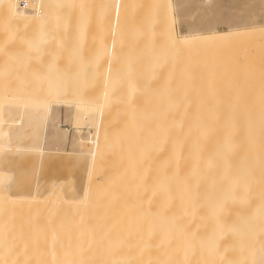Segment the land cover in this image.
I'll use <instances>...</instances> for the list:
<instances>
[{"label": "bare ground", "instance_id": "obj_1", "mask_svg": "<svg viewBox=\"0 0 264 264\" xmlns=\"http://www.w3.org/2000/svg\"><path fill=\"white\" fill-rule=\"evenodd\" d=\"M23 1L24 5L20 6L18 0H0V30L3 32L0 31V34L2 33L0 35V52L4 51L2 52L4 59H8L5 54L6 50H11L14 47L13 50L15 49L16 52L12 51L11 54L9 51L7 52L10 55L12 67L16 66V63L15 66L13 65L12 57L14 58V56L12 54L16 55L17 46H19L18 49H24L26 46L29 51L28 54L33 51V53L40 51V54L48 53L47 56H50L52 52L49 55L47 52L51 51L49 49L65 54V49H70L71 45L70 47H68L69 44L65 45L61 41V39H65L61 37L63 34L60 35L61 32L55 31L57 28L59 30L60 23H62L60 21L63 17L68 16L69 19L70 16H74L70 19L77 23L72 21L73 25H71L78 29H73V31L76 30V33H79V35L77 33L78 37L84 34V40H81L83 39L81 37L79 40V42L84 43L85 38H88V34L87 37L85 36L86 15H88L89 20L94 18L97 21V29H101L99 21L106 23L110 20V10L118 0ZM67 7L68 14L62 16ZM69 13L72 14L69 15ZM3 18L10 23L9 26L12 24L20 30L11 26V30H13L5 32L8 27L1 23L4 21ZM54 19L57 24L60 23L55 24ZM70 19L68 20L69 23L71 22ZM51 20H54L52 21L53 26L49 23ZM122 20L121 15L116 18L113 16L109 26L110 31L106 33L108 39H112L105 41V36L100 43H106L107 47H103L106 50H109L108 47H112L121 52H123L121 49L128 45L126 49L129 53L126 49L124 52L128 56L132 55L131 58L135 57L136 61L135 64H132L133 66L127 65L125 67L127 70H129L128 68L132 70L133 67L134 70L130 73L133 76L122 74L123 76L120 75L121 79L118 80L119 74L117 72L125 71V68H123L124 71H120L119 67L121 66L117 65L121 59L116 60L114 66H118V69L115 72L114 66L111 67L107 59L105 60L106 64L101 62L100 58L96 59L99 52L92 50L96 51L97 54L88 51L93 54L89 57L96 55L95 58L93 57L95 60L89 57L87 59L84 56H80V59L77 56L75 58V60L77 58L82 59L81 61L84 60V82H82L84 85L80 84L79 81V85L67 86L64 77L62 78L65 82L56 83L57 81L53 78L57 76L52 78L53 75H51L49 79L47 64V73L43 69L40 71L42 76L40 73L37 74L38 71L36 73L30 71L33 78L35 75L40 76L35 77L36 80L31 78L35 82V86L31 87V81H28L30 83H27L28 85L22 81L27 80V76H29V70L25 68L31 65L33 70L39 64L42 63L43 65V60L46 61L44 58H47L46 54H42L44 56L42 60V56L39 57L37 54L36 56L42 61L39 63V59L37 58L38 61L35 60L36 56H34V60L39 63L37 66L35 65L36 62L27 65L28 59H32L30 55H28L27 61L25 60L27 63L23 62L24 58L20 60L24 64L18 63V65L21 64L22 67L20 68H24L25 70H23H27L28 73L25 75L26 73L22 72L26 79L24 77L22 80L14 78L16 84L21 82L24 84L12 86L15 80L14 83H10L11 78L13 75L14 77L20 75L22 69L20 71L19 68L17 71L18 67H16L17 72H14L10 66L9 69L13 72H8L9 69H6L9 67H7V59L4 60L6 64L0 55V61L6 66V68L3 67L0 62V66L5 68V72L0 74V84L2 85L0 91L3 95L1 99L5 98L10 103L17 105V124L20 129L21 142L19 151L22 154L24 152L25 158H23L25 162H23L21 170V196H19L21 202L18 201L19 204L22 203L21 208L24 207V212L21 209L24 214L21 216L19 210L20 214L16 212L22 217V222L18 224L19 231L16 227L18 244L13 243L14 246L11 244L12 249L16 244L18 245L16 248L18 251L14 249L18 255H10L11 257L7 255L6 259V253L9 249L6 248L7 251L0 245V264H264V88L255 86V81L252 78L255 76L257 80L261 78L262 74L264 75V72H259L264 71V65H262V70H258V73L255 71L261 66V59L264 60L262 57L264 54L259 53L262 57L260 59L256 53L257 48H252V50L255 49V52H250V54H255L257 60L258 57L260 59L258 68L252 61L253 65L251 66H254L255 70H250V72L253 73L244 70L246 66L243 65L245 63L247 68L251 67L247 63L250 64L252 59L245 62L247 58H244L242 54L243 57H240L241 55L239 57L245 63L240 62L239 64L236 60L238 54L235 53L223 56L210 53L199 54L195 51H191L195 54L188 53L187 51L191 46L189 39L183 40V48L179 47L176 50L163 48V53L149 54L146 57L135 56L137 46L135 41L123 37V33H115ZM30 23H35L33 25L35 27H31L32 24ZM45 24H51V31L44 28L46 27L43 26ZM29 26L30 28H28ZM3 27L7 28L4 29ZM54 27L56 29L53 30ZM63 27L64 32H67L65 26ZM47 30L53 41H49L48 37L46 38ZM30 32L35 35L33 33L30 35ZM58 33L60 37L57 35ZM98 34L100 33L97 32ZM16 35L20 38L27 37V42V38H24L26 43L29 39L31 41L34 39L35 42L32 41L30 45L28 43L29 46L24 45L21 48L22 41ZM28 35L30 36L28 37ZM52 35L53 38L57 35L55 42ZM77 36H75L76 42H78ZM70 40L72 41L71 38ZM88 40L90 39L88 38ZM88 40L84 43L85 52L83 51V55L88 53L87 47L90 46L87 44L90 43ZM71 41L70 44H72ZM92 41H95V43L92 42L95 45L97 44L95 39ZM73 43L75 42L73 41ZM94 44L92 45L95 46ZM152 44L150 42V45ZM92 45L89 48L94 49L95 47L93 48ZM36 48L37 50H35ZM43 49L47 51H43ZM74 49H76L75 44ZM148 50L161 51V49L152 46H149ZM80 51L81 49L77 54ZM175 51L180 53L171 54ZM111 52L110 49V53L106 56L103 52L101 57L102 55L105 57L110 55V58H114L119 53L114 54L115 51H113L111 54ZM123 53H120L122 55L118 58L121 56L124 58ZM113 55L115 56L113 57ZM18 58L17 56L16 60L15 57L14 60L16 61H13H19ZM59 59L61 60V58ZM86 59L88 62L92 59L93 64L90 63L91 60L89 62L91 67L92 65L95 67L97 60L96 62L100 61L101 64L106 65L103 67L110 66L108 69L113 68L110 72L107 68L100 70V76L105 74L106 70L109 74H113L110 76L106 74L105 83L109 77L108 84L109 80L113 83L115 78L112 77L116 74H118L116 76L117 82L125 80L122 78L124 76L127 78L130 75L134 77L132 84L134 81H137L136 83L139 85L144 83L147 92H149L148 88L153 89L151 91L154 96L149 94L150 92L148 93L151 95L152 102L148 101L150 98L146 100L152 104L148 105V107L151 106L152 112H148L151 108H144L146 105H142L144 107L140 108L141 110L145 109L150 118L143 121L144 119L140 120L135 117L136 112L135 115L132 112L131 114L136 119L131 118L128 121L123 117L124 114L118 110L121 107L113 104L116 101L109 102L108 89L104 93L107 96L102 97L103 93H100L102 100H100V96L94 95L100 88L95 90L96 93L94 91L93 94H88L90 87H87L89 84L87 85L88 82H86ZM75 60L74 65L77 62ZM125 60L127 59H122L123 62ZM254 60L256 59L254 58ZM68 63L69 61H67ZM58 64L55 65L54 62L57 67ZM24 65L28 67H24ZM33 65L34 67H32ZM95 68L97 69V67ZM96 69L93 71L95 72ZM64 71L66 73L67 70L64 69ZM51 72L49 70L50 74ZM69 72L72 74V71L69 70ZM96 73L98 72L96 71ZM55 75L57 74L55 73ZM63 75L65 76V74ZM263 75L262 77H264ZM74 79L77 80L78 78ZM250 80L254 82H250ZM263 80L264 78L262 82H264ZM73 82L75 81L73 80ZM122 82L124 81H120L121 84ZM222 82L229 85L225 86L226 84L223 85ZM252 82L255 84L254 86H252ZM262 82L263 86L264 83ZM123 85L125 84L123 83ZM135 85H131L135 92L138 90L137 92L143 94L146 87L142 88L143 92H141L138 84L134 87ZM113 86L116 88V85ZM136 88L139 89L136 90ZM118 93L115 94L118 95ZM131 93L133 94V91ZM124 94L121 91V96ZM141 94L139 96H144ZM93 95L100 100L95 104L97 109L96 132L92 138L84 141L81 136L79 137L83 141L82 144L90 148L88 157H85L82 152L67 155L61 152L54 153L43 148L41 142L35 138V132L40 129L39 123L48 112L49 107L61 105L68 109L84 112L92 106L91 101L97 100ZM91 97H94L93 100ZM126 98L128 97L123 99L128 101L129 98ZM142 99L141 101H145ZM135 100L134 102L137 101ZM130 101L129 106H134L133 102V105L132 103L130 105ZM122 103L123 100L120 105ZM126 104L128 103L126 102ZM132 108V111H135V107ZM127 110L129 113V109ZM54 158L68 160H62L67 162L65 167L67 174L65 176L54 175L50 166ZM0 201L4 202L1 198ZM2 208L3 205L0 206V210ZM4 216L6 218V215ZM15 217L17 216L15 215ZM21 217L18 216L17 218ZM3 218L0 220L1 225H4L5 222ZM12 218H10V222L8 220V224L14 222ZM18 221L12 225L16 224L17 226ZM7 226L4 225L2 226L3 229L0 228L2 234L5 230L4 227ZM10 226L9 229H11ZM7 230L8 228L4 232ZM14 230L12 232L16 233ZM7 238L10 237L7 236ZM3 240H0V244H3ZM11 247L9 246L10 249ZM12 249L10 253H14Z\"/></svg>", "mask_w": 264, "mask_h": 264}, {"label": "rangeland", "instance_id": "obj_2", "mask_svg": "<svg viewBox=\"0 0 264 264\" xmlns=\"http://www.w3.org/2000/svg\"><path fill=\"white\" fill-rule=\"evenodd\" d=\"M18 5L23 6L24 5V1L23 0H18ZM62 8H63V12H64V10H65L64 6ZM66 9L67 10L65 11V13H62V16L64 14H65V16L68 14V11H69L68 7ZM71 14L69 13V15H71ZM109 14H110V20H108L106 23H101L99 21V25H100L101 29L100 28L97 29V27H96L97 26L96 25L97 21L94 18L89 20L88 19V15H86L87 18L85 20V22H86V33H85V36L87 37V34H88V38L90 40H88V38H85V42L84 41L83 42L86 43V40H88V42H90V43H87V44L90 45L89 47H91V45L95 43V41H92V40L95 39L96 43L98 44V47L101 46L103 51L100 50L101 48L98 49V47H96L97 44L96 45L94 44L95 46L92 45V47L93 48L95 47L96 49L95 48L91 49V48L86 46L87 47V52L91 51L92 53L94 52V54H97V53H95L96 51H92V50H97L99 52V54H97V56L94 55V56H96V59L100 58L99 60L101 62H105V64L107 62H109V65L111 67H112V65L113 66L116 65L115 63L119 59H121L120 62H117V65L119 64V66H121V67H119L120 71H124L123 68H125V71L124 72H120V73L118 71L117 73L119 74V77L117 78L116 76L118 74L115 75V72H116V69H118L117 68L118 66L117 67L114 66L113 68L115 69V72L114 71L113 72H114L115 76L114 77L111 76L112 78H115V79L117 78L118 80L121 79L120 75H122V74L128 75V74L132 73V70H134L133 67H132L133 66L132 64H135V61H136L135 59L136 58L135 57L131 58L132 55L131 56L127 55V53H129V51H128V49H126V46H128V45H126V46L123 45L125 48L121 49L123 52L124 51L126 52V50H127V53L125 54V52L123 53L120 50L118 51V49L116 51L112 47H108L107 49H109V50L104 49L105 47H107L106 43L105 42L104 43L103 42L100 43V41H103L104 40L103 38H105L106 33L110 31L109 26L111 24L113 16H114V18H116L119 15H121L123 17V20H122V22H120L118 24V27L116 28L115 33L116 34L123 33V37L129 38V39H133L135 41V43L137 45L136 46V53L134 54L135 56L146 57L149 54L154 55V54L163 53L162 52L163 48H166V49H169V50H171V49L176 50L179 47L183 48V43H182L183 40L184 39H189L190 43H191V46L189 47V51H187V52L188 53L190 52L191 54H195L194 52H191V51L198 52L199 54L200 53H203V54L204 53L205 54L210 53V54H213V55L214 54H220L222 56L223 55H228V54H231V53H235V54H238L236 60H237V62H239V64H240V62H243L242 60H240V57H243L242 55H244V58L245 57L247 58V61H245V62H248L249 60L252 59L250 61L251 62L250 64H249V62L247 63L248 66L249 65L250 66L253 65L252 61H254V63L256 64V68H258L257 67L258 63H259V66H260V62H258V61L262 57H264V55L261 57V54H264V0H118L117 3L114 5V7H112V9L110 10ZM81 16H83V15H81ZM73 17L70 16V18H73ZM53 18H55V17H53ZM65 18H67V19H65ZM65 18L63 17L62 18L63 21L61 20L60 22L66 24V25H63L58 20V22L61 24L60 27H59V30H58V28L56 29V27H58L57 25L59 23L57 24V21L54 19L56 21V23L55 22L54 23L57 24V25H56V27L53 28V30L56 29L55 31H58L59 33L61 32L60 35L63 34L61 37L63 39L65 38V39L64 40L61 39V41L65 45L69 44L68 47H70V45H71L70 49L69 48H67L68 50L65 49L66 52H64V53L67 54V55H65L63 53H59V52L57 53L56 51H54L52 49H49L51 51H47L46 49H43V51L46 50L47 52H49V55H50V52H52V55H50V56H47L48 53H45L46 56H47V58L46 57L44 58V59H46V61H45V60H43V57H44L43 55H45V54H43V53L40 54V51L39 52L36 51L35 53H33L34 52L33 51L30 54H28L29 51L26 49V46L24 47L25 50L22 48V46L28 45V43L30 45L32 41L35 42L34 39H32V41H31V39H29L30 42L28 41V43H26L27 40H28L27 37L23 36V38H20L17 35H16V37L20 38L22 42L23 41L25 42V39L26 38L27 39H26V42L24 44L21 42L20 46H21L22 49H18L19 46H17L16 55L12 54V56H14V58L16 57V60H17V56H18L19 57L18 58L19 61L14 62L16 60H14V58L11 56L13 65L16 63V66L14 65L15 67H12L11 58H9L10 55H9V53L7 54L8 51L10 52V54H11L12 51L16 52L15 49L13 50L14 47H12L11 50H8V49L6 50L7 52L5 54L8 57V59L7 58L4 59V53H2L4 51L0 52L1 58H3V61L4 60L6 61V59H7V63L10 64V65H8L4 61V63L7 64V67L9 66L8 68H6L5 64L4 63L2 64V61H0L2 66L3 67L5 66L6 69H9L10 66H11L13 68V69L12 68L11 69L14 70V72L19 71V68L22 67L21 64H24L23 62H25V63L28 62L27 65H29V63L35 64V62H36L35 60H37V58L39 59L40 56H42L41 59L43 60V65L46 62V65H44V68H43L42 63L39 64L40 62H42L39 59V63L36 62L35 65L37 66L39 64V65H42V67H39V65H38L37 67H39L40 69L35 66L36 68H34L33 70L31 68V65H29L30 67L24 65V67H28V68H25V69L29 70V73H28L27 70L24 71L25 70L24 68H20V71L22 69L20 75L17 73L19 75V77H17L18 75H16V73H14L16 76L14 77V75H13V77H12L13 80L11 78V82L10 83H12L15 80L14 81L15 83L13 82L14 85L12 84V86L21 85V83H23V82L26 83L25 85H28V84L32 83L31 87L35 86L34 80H36L35 77H37L38 75L37 76L35 75L34 78H33L30 75L31 74L30 71L31 72L34 71L33 73H36L38 71L37 74L38 73L41 74L42 72H40V71H42V69L44 71H46V69H48V67H49V69L47 70L48 73H47V71H46V73L49 74V79H50L51 75H53V76H51L52 78L57 76L56 77L57 79L53 78V80L57 81V82L54 81L56 83H59V84L63 83V81L65 82L64 79H66L67 83L69 82V84L66 83L67 86L68 85H73V84L74 85H79V83L82 84V82H84V74H83L84 73V69H83L84 68V65H83L84 64V62H83L84 60L81 61L82 59L81 60H79V59L81 58L80 56H84V57H86L88 59V57L92 56L93 54L91 52H88V53H86V55H83L84 54L83 51L85 52V50L83 48L85 46V44L82 43V41L79 42V40H80V37L83 38L81 40H84V34H82L83 37L81 35H80V37H78L77 36L78 32L76 33V30L73 31V29H78V28H74L75 26L72 27V25H73L72 21L74 22L75 20H73V19L71 20L69 18L71 20V22L69 23L68 16H66ZM64 19H65V21H64ZM54 20H51V22H49V23L52 24L53 23L52 21H54ZM1 23H3V25L8 27V28L7 27H3L4 29L7 28L5 30V32L6 31L10 32V31L13 30V29L11 30L12 24H11V26H9L10 23L6 19H4V21H2ZM30 24H32V23H30ZM34 24H32L31 27H35V26H33ZM40 25H42V24H40ZM48 25L45 24L43 26H46L44 28H46V29L48 28L49 31H51L52 27L50 28V25H49V27H47ZM52 26H53V24H52ZM63 26H65V30L67 32H64V29H63L64 27ZM76 26H77V24H76ZM12 27L14 29H19V28H16L14 26H12ZM28 28H30V26ZM60 28H62V30H60ZM70 29H72V30H70ZM79 29H80V27H79ZM99 29H100V31H98ZM28 30H30V29H28ZM35 30H37V29H35ZM80 30H82V29H80ZM0 31L2 32V30H0ZM16 31H18V30H16ZM49 31L47 30V32H46V38L48 37L49 38L48 40L50 41L52 39H51V37H49L51 35H48ZM62 31H63V33H62ZM69 31L73 32L74 34H71ZM33 32H30L29 34L31 35V33H33ZM97 32H99L100 34L97 35ZM101 32L103 33L102 35H101ZM18 33H19V31H18ZM20 33L23 34L22 32H20ZM36 33L38 34V32H36ZM59 33L57 34L58 36H59ZM83 33H84V31H83ZM113 34H114V32H113ZM30 35H28V37ZM33 35H35V34L33 33ZM57 35L54 36L55 38H53V35H52V38L54 39V42H55V39H56ZM70 35H74V36L70 37ZM78 35H79V33H78ZM38 36H40V35H38ZM75 36L78 37V42H76L77 38ZM73 37H75V39H73ZM70 38L72 39V41L70 40ZM22 39H24V40H22ZM106 39L110 41L112 38L108 39V36H106L105 41H106ZM66 40H68V41H66ZM69 40L71 41L72 44H70ZM97 40L99 41L100 45H99ZM64 41L67 42V43H65ZM73 41L75 43H73ZM37 42H38V40H37ZM92 42H94V43H92ZM150 42H152L153 44L150 45ZM148 43H149V46H152V47H155V48H159V49H161V51H156V50L149 51L148 50V47H149ZM74 44H75L76 49H74ZM79 44H81L80 46H82V48H79L80 47V46H78ZM194 48H196V49H194ZM252 48H257V50L259 49V51L256 50V53H258V55H259V53H261L259 55L260 59L257 56L258 57V60H257L256 55L255 54L252 55V53L255 52V49L252 50ZM71 49L73 50V52H71L72 51ZM80 49H81L80 53L77 54ZM89 49H91V50H89ZM110 49H111L112 52L115 51L114 54L119 52V53L116 54L117 55L116 57H114L115 55H113V57L116 58V59H114L112 57L110 58L109 57L110 55L105 57L106 55H108L110 53ZM198 49H201V50H198ZM35 50H37V48ZM43 51H41V52H43ZM106 51H108V52H106ZM53 52H55V53H53ZM103 52H105V53H103ZM112 52H111V54H113ZM250 52H252V53L250 54ZM22 53H24V54H22ZM56 53H57V55L60 54V55H58V58L56 57L57 56ZM90 53H91V55H89ZM102 53L105 54V56L102 55V57H101ZM120 53H123L124 58L127 59V60H125L123 62L122 61V59L124 60L123 56H121V58L120 57L118 58V56L122 55ZM176 53H180V52L179 51L171 52V54H176ZM184 53H186V52H184ZM37 54H38L39 57L36 56ZM249 54L252 57L254 56V58L256 60H254V58H251V56ZM28 55H30V57L32 56L33 60L31 58H29ZM24 56L26 57V59H25ZM34 56H36V58ZM76 56L79 57V59L78 58H77L78 60L76 59L77 62H75L76 65H74V60H75ZM71 57H73V58H71ZM84 57H83V59H84ZM93 57H89V58L94 59L95 57L94 58ZM23 58H24V61L20 62V60L21 59L23 60ZM34 58H35V60H34ZM59 58H61V60ZM109 58L114 64L109 60ZM128 58H129V60H128ZM9 59H10V62H9ZM27 59H28V61H27ZM55 59L57 60V62H56ZM58 59H59V62H58ZM92 59H90L91 62L89 60V62L91 64H93L92 63ZM106 59H107V62L105 61ZM262 60L263 59H261V66L259 67V69H256V70H255L254 66L253 67L251 66L252 68L250 66H249L250 68H247L246 63L243 62V63H245V65H243V66H246V67H244L245 68L244 70H247V72H250V70H252V71L255 70L258 73V70H260V69L262 70V65H264V60H263V62H262ZM32 61H34V62H32ZM53 61L55 62V65H57L59 63L58 67L54 65ZM60 61H61V63H60ZM67 61H69L68 64H67ZM70 61L73 63L72 65L70 64L71 63ZM79 61H81V62H79ZM96 61H95L96 64L94 66L97 67V69L95 67H93V65L91 67V64H89L88 60L85 61V63L87 62L86 63L87 64L86 65V74H87L86 82H88L87 85L89 84L87 87H90V90L88 88V90L90 92L87 90L88 94H91V93L93 94L95 90L97 91L100 88L97 93L95 91L96 94H94V95L100 96L99 98H100V100H102L101 94L102 93L104 94L106 92V90L108 89L107 90V94L109 96V99H108L109 102L111 101L110 103H113V101H116L113 104H117V106L121 107V109L118 108V110L122 114H124L123 117L126 118L128 121L131 120V118H134L135 114H136L135 117H137V119H140V120L144 119L143 121H145L146 118L147 119L150 118V115L148 113H146L147 111L145 112L144 108H148V109L151 108V106L148 107V105H152L151 103H149V102H152L151 101V95H149V94L153 95V93H152L153 89H151L152 90L151 91L150 88H148L149 89L148 91L150 92L149 93V92H147V87L144 86L145 85L144 83H143V85H139V83H136L137 81L136 82L134 81L133 84L134 85L136 84L134 87H136L137 84H138L140 90H142V88L146 87L145 88L146 90L144 89V92H143V90L141 91V92H143V94L145 92H147V93L144 94V96H139L141 93L137 92L138 91L137 89H139V88H136V90H137L136 92L138 94L137 95L136 92H135V89H133V86H131V85H133L132 81L134 80V77H132L133 74H130L132 76L129 75L127 78H125V76H124V78H122V79H125V80H120V81H124V82H122V84L120 83V81L117 82V79H116V81L114 79L113 83H111V80H109L110 82L108 84V79H110V77L107 79V82H106L107 84H106L105 83L106 80H104V79H106L105 78L106 74H109L108 72H110V70H113V68L108 69L110 66L109 67H105L106 66L105 64H101L100 61L99 62H96ZM121 61H122L123 64L121 63ZM126 62L127 63L129 62V64H127ZM18 63H21L20 66L18 65ZM52 63H53L54 66L52 65ZM97 63H98L99 66L97 65ZM110 63H112V64H110ZM47 64H48V67L46 68ZM103 65H105V66L103 67ZM127 65H132L131 66L132 70H130V68H128L129 70H127L126 69L127 67H125ZM2 66H0L1 67L0 68V70H1L0 74H2L1 72H5L4 71L5 68L3 69ZM68 66H71V67L68 68ZM77 66H79V67H77ZM16 67H18L17 71L15 70ZM32 67H34V65ZM72 67H73V70H72ZM76 67L77 68H81V69H77ZM102 68H105V69L107 68L108 69V72H107V70H106V72H104L105 71L104 70L103 72L105 74H101V76L104 75L103 77L100 76V70H103ZM37 69H39V70H37ZM64 69L67 70L66 73H64L65 72ZM94 69H96V71L98 73H96V71L94 72L93 71ZM49 70H50V72L52 71L51 74L49 73ZM59 70H60V72H59ZM69 70L72 71V74H71V72H69ZM11 71L9 69L8 72H11ZM128 71H130V72H128ZM22 72L24 74L26 73L25 75H27V73L29 74V76H27V78H28L27 80H22L23 77L26 79V76H23ZM256 72H254V73H256ZM259 72H264V71H259ZM33 73H32V75H33ZM55 73L57 75H55ZM62 73L65 74V76ZM250 73H253V72H250ZM110 74H109V76H110ZM21 75H22V77H21ZM98 75H99L100 78L98 77ZM111 75H113V74H111ZM262 75L260 76L261 78H258V79H261L259 81H258V79L257 80L255 79V76H253V77L250 76L255 81L254 82L253 80H250V82L253 81L256 84L255 85L252 82L253 83L252 86L255 85V86L259 87V88L260 87L264 88V85L262 86V84H261L262 79L264 78V77H262ZM40 76H42V74ZM40 76H38V77H40ZM77 76H79V77H77ZM246 76H248V75H246ZM62 77H64V79ZM129 77H131V78H129ZM14 78L21 79L23 82L16 84V79H14ZM31 78H33L34 80L31 79ZM45 78H47V77L45 76ZM74 78H78L80 80H78V79L76 80ZM46 80H48V79H46ZM73 80L75 82H73ZM28 81L29 82L31 81V82L29 83ZM42 81H43V78H42ZM58 81H61V82H58ZM17 82H20V81L17 80ZM115 82H117V83L114 84ZM258 82H260V83L258 84ZM38 83H37V85H39ZM123 83L125 85H123ZM262 83H264V82H262ZM99 84L100 85L102 84V85L100 86ZM112 84L116 85V88ZM222 84L224 85L226 83L222 82ZM82 85H84V83ZM96 85H98V86H96ZM126 85H127V88H126ZM228 85L229 84H226L225 86H228ZM1 86L2 85L0 84V87ZM29 87H30V85H29ZM113 89H114V91H112ZM119 89H120V91H119ZM127 90L130 91V92L128 93ZM131 90L133 91V94L131 93L132 92ZM118 91L120 92V94L118 93ZM121 91H122L123 94L125 93L122 96H121ZM113 93H114V95H113ZM115 93L116 94L118 93V95H120V97L117 98L118 95H116ZM103 94H102V97L103 96H107V94H104V95ZM143 94H141V95H143ZM131 95H133V96L131 97ZM135 95H137V96H135ZM145 95H146V97H145ZM147 95L150 96V97H148ZM263 95H264V93H263ZM138 96H139V98H137ZM1 97H3V95H2V92L0 91V198H1V200L4 201V202L0 201V206L2 207V205H3V208L0 210V212L1 213L3 212V214L6 215V218H8L9 216L10 217L8 219H6L5 216L3 214H1V213H0V217H1V215H3L4 218H3V216H2V218L5 221L4 225L5 226L8 225L7 227H4L5 230L7 228H8V230L6 232H4L5 231L4 230L3 234L5 233L4 235L6 236V234L8 233L7 236H9L10 238L8 239L7 236L5 238H3L4 235L2 234L1 229H3L2 226H4V225H1V223H0V228L2 227L0 229V235L3 236L2 238H0V240L4 239L2 241L3 244H0V245H2V247L4 249H6V248L9 249V251L6 249L9 252V253L8 252L6 253V259H7V255H8V257L10 255L11 256H13V255L17 256L18 255L16 253L18 251V249H16V248H18V245H17L18 244L17 243L18 242V240H17L18 239V237H17L18 233L16 231V227H17V230L18 229L20 230V227H18L19 226L18 224H20L19 222H22V220H21L22 217L21 216H23V214H24L23 213L24 212V207L21 208V204L22 203L19 204L21 202L19 200L20 199L19 196H21V193H20V183H21V174H22L21 170H22V166L24 164L23 162H25V160H24L25 158H24V152L22 154V152L20 153V151H19V148L21 146V142H20V137H19L20 136L19 135L20 134V129H19V125L17 124V122H18L17 105L15 103H10L9 100H7L5 98L1 99ZM94 97H96V96H94ZM114 97L117 98V99H115ZM122 97L124 99H125V97H128L129 99L126 98V99H128V101H127V100H124ZM143 97H145V98H143ZM93 98L91 100H93ZM96 98H97L98 101L95 100V101H97L96 103H95V101H93V102L91 101V104L93 103L92 106L89 109L85 110L84 112L83 111H79L77 109H71V108L68 109V108H65V107H63L61 105H52L51 107H49V110L46 113V115L44 116V118L40 121V123H39L40 129H38L35 132V138H37L41 142L40 144L42 145L43 148H46V149H48L51 152H54V153L61 152V153L67 154V155L71 154V153H74V155H75V153L77 154V153L82 152V154H85L84 155L85 157H88L87 154H89L90 148L84 146V144H82V143H83V141L85 139L92 138V136L96 132V113H97V109L95 107V104H97L100 101L98 97H96ZM119 98H120V100H119ZM121 98L123 100L122 105H120V103L122 102ZM134 99H136L137 101L135 100L136 102H134ZM141 99L145 100V101H141ZM146 100H148L149 102L148 101L146 102ZM125 101L128 104H126ZM129 101H130V105L133 102L134 106H129ZM144 102H146V104H143ZM133 103H132V105H133ZM142 105H144V106L146 105V106L144 107ZM126 106H128L129 108L126 107ZM132 107H135V109H134L135 111H132L133 110ZM142 107H144L143 108L144 110H141ZM130 108H132V109H130ZM127 109H129V113H128ZM121 110H123V111H121ZM132 112H133V114L135 112L136 113L133 115V114H131ZM148 112L151 113L152 112V108L150 109V111L148 110ZM134 119H136V118H134ZM80 136L83 139V141H81L79 139ZM62 160L63 161H68V160H65V159H62ZM62 160L59 159V158H54L51 161V164H50L54 175H56L58 177L59 176H65L67 174V172L65 171V167L67 166V162H63ZM63 166H64V169H63ZM18 201H20V202H18ZM16 204H18V205H16ZM21 209L23 210V212L21 211ZM18 210H19V212H21V216L17 215L16 212H18ZM14 214L17 217L19 216L21 218L15 217ZM11 215H13V216H11ZM11 217H13L12 219H13V221L15 223H16V221L20 220V221L17 222V226H16V224L12 225L14 222L11 223V224L7 223L8 220L10 222V218ZM15 218H16V221H15ZM2 224H3V221H2ZM10 225H12V226H10ZM9 226L11 227V229H9ZM13 226H15V227L13 228ZM12 228H13V230L15 229L14 231L16 233L12 232L13 231ZM9 233H11V234H9ZM15 234H16V236H15ZM11 235L16 237L15 238L16 242H15L14 237L12 238ZM11 238H12V240H11ZM0 243H1V241H0ZM8 243H9V245H8ZM13 243H17L15 245V247H14V249L17 250L16 252L14 251V249H12L13 247H11L12 246L11 244H13ZM9 246L11 247L12 252H14V253H10L11 249L9 248ZM13 246H14V244H13Z\"/></svg>", "mask_w": 264, "mask_h": 264}]
</instances>
